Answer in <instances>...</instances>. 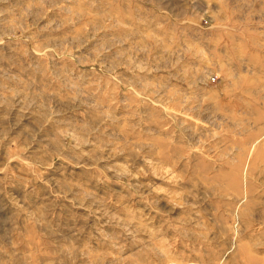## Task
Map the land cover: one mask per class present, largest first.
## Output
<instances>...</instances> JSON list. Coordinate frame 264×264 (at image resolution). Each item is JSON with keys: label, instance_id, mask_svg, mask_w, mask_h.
<instances>
[{"label": "rangeland", "instance_id": "1", "mask_svg": "<svg viewBox=\"0 0 264 264\" xmlns=\"http://www.w3.org/2000/svg\"><path fill=\"white\" fill-rule=\"evenodd\" d=\"M0 264H264V0H0Z\"/></svg>", "mask_w": 264, "mask_h": 264}]
</instances>
